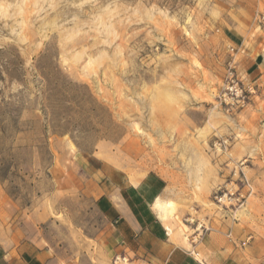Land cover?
Here are the masks:
<instances>
[{"label": "rangeland", "instance_id": "1", "mask_svg": "<svg viewBox=\"0 0 264 264\" xmlns=\"http://www.w3.org/2000/svg\"><path fill=\"white\" fill-rule=\"evenodd\" d=\"M89 156L161 175L190 249L264 240V0H0V264L29 239L84 256Z\"/></svg>", "mask_w": 264, "mask_h": 264}, {"label": "crops", "instance_id": "2", "mask_svg": "<svg viewBox=\"0 0 264 264\" xmlns=\"http://www.w3.org/2000/svg\"><path fill=\"white\" fill-rule=\"evenodd\" d=\"M83 161L77 176L82 180L84 176L85 182L81 191L75 189L83 200L92 202L98 217L95 226H76L87 239L84 256L73 259L63 244L29 239L7 249L1 264H81L84 260L89 264H264L262 239L241 244L238 235L227 238L222 231L211 230L191 242V249L172 240L152 207L166 188L158 173L149 171L133 183L126 172L95 156Z\"/></svg>", "mask_w": 264, "mask_h": 264}, {"label": "built area", "instance_id": "3", "mask_svg": "<svg viewBox=\"0 0 264 264\" xmlns=\"http://www.w3.org/2000/svg\"><path fill=\"white\" fill-rule=\"evenodd\" d=\"M231 68L226 78L223 98L224 100H229L232 104L236 102L242 106L246 102V90L241 86L240 80Z\"/></svg>", "mask_w": 264, "mask_h": 264}, {"label": "bare ground", "instance_id": "4", "mask_svg": "<svg viewBox=\"0 0 264 264\" xmlns=\"http://www.w3.org/2000/svg\"><path fill=\"white\" fill-rule=\"evenodd\" d=\"M140 176H130V179L133 183H136L137 180H139ZM152 207L154 208L155 212L157 213V216L164 222L165 228L167 229L168 233L171 235L172 229L169 224V218L174 210V204L171 200H163L158 196L153 204ZM250 236L248 237V239Z\"/></svg>", "mask_w": 264, "mask_h": 264}]
</instances>
